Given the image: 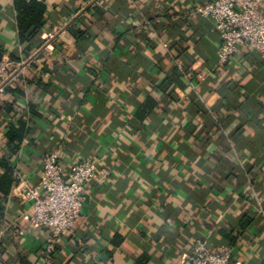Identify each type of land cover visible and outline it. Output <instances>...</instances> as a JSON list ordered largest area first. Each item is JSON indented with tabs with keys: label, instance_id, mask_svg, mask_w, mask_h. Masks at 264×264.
Returning a JSON list of instances; mask_svg holds the SVG:
<instances>
[{
	"label": "crops",
	"instance_id": "crops-1",
	"mask_svg": "<svg viewBox=\"0 0 264 264\" xmlns=\"http://www.w3.org/2000/svg\"><path fill=\"white\" fill-rule=\"evenodd\" d=\"M42 1L29 39L0 0V57L26 62L0 85V177L37 184L51 152L111 174L86 186L84 245L60 238L51 261L47 230L0 191V264H187L197 238L264 264V56L220 63V33L194 12L213 0Z\"/></svg>",
	"mask_w": 264,
	"mask_h": 264
},
{
	"label": "built area",
	"instance_id": "built-area-1",
	"mask_svg": "<svg viewBox=\"0 0 264 264\" xmlns=\"http://www.w3.org/2000/svg\"><path fill=\"white\" fill-rule=\"evenodd\" d=\"M194 12L212 20L220 33V63H226L244 47L252 48L264 56V0H213L196 6ZM48 48L47 44L45 50ZM25 64V61L17 62L0 57V85ZM197 76L201 80L205 79L202 72ZM62 161L61 154H46L37 184H32L27 176L16 170L12 188V193L22 199L30 209L29 224L47 230L42 255L44 261L53 260L57 255L60 238L73 234L79 226L88 182L111 174L109 168L100 167L97 159H78L68 168L63 167ZM78 242L84 245L79 236ZM187 264L241 262L234 256L231 245L224 244L218 250H211L206 239L197 238L192 243Z\"/></svg>",
	"mask_w": 264,
	"mask_h": 264
},
{
	"label": "trees",
	"instance_id": "trees-1",
	"mask_svg": "<svg viewBox=\"0 0 264 264\" xmlns=\"http://www.w3.org/2000/svg\"><path fill=\"white\" fill-rule=\"evenodd\" d=\"M13 8L17 12V20L22 38L29 39L38 35L46 21L47 6L42 0H12ZM27 124L22 122L19 127L11 126L8 140L21 142L27 129ZM10 175L0 177V191L5 194L11 193L15 183L14 167L8 166ZM76 230V229H75ZM74 233L82 238L78 231ZM230 245V244H229Z\"/></svg>",
	"mask_w": 264,
	"mask_h": 264
},
{
	"label": "water",
	"instance_id": "water-1",
	"mask_svg": "<svg viewBox=\"0 0 264 264\" xmlns=\"http://www.w3.org/2000/svg\"><path fill=\"white\" fill-rule=\"evenodd\" d=\"M87 211H88V199H86L84 201V205H83V209H82V212L85 214L87 213Z\"/></svg>",
	"mask_w": 264,
	"mask_h": 264
}]
</instances>
